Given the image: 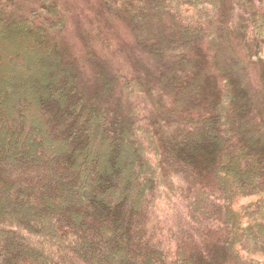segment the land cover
<instances>
[{
    "label": "trees",
    "instance_id": "obj_1",
    "mask_svg": "<svg viewBox=\"0 0 264 264\" xmlns=\"http://www.w3.org/2000/svg\"><path fill=\"white\" fill-rule=\"evenodd\" d=\"M113 3L157 75L88 96L58 2H0V264H264V0Z\"/></svg>",
    "mask_w": 264,
    "mask_h": 264
},
{
    "label": "rangeland",
    "instance_id": "obj_2",
    "mask_svg": "<svg viewBox=\"0 0 264 264\" xmlns=\"http://www.w3.org/2000/svg\"><path fill=\"white\" fill-rule=\"evenodd\" d=\"M43 1L17 0L28 7L38 6ZM53 1L58 2L66 18L64 28L55 37L64 46L67 58L76 65L81 88L88 96H93L96 90L99 70L116 73L123 69L130 74L142 76L153 72L152 77L148 78H156L153 61L148 57H143V60L137 57V46L129 19L123 10L114 5L113 0ZM235 19L238 25V17ZM250 36L243 42L235 38L233 48L247 87L263 107L264 45L259 53V48H256ZM145 103L148 109H156L153 96H148Z\"/></svg>",
    "mask_w": 264,
    "mask_h": 264
}]
</instances>
